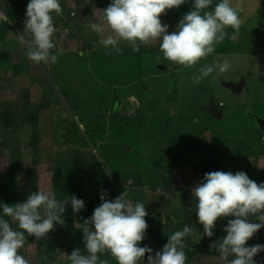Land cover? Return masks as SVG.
I'll use <instances>...</instances> for the list:
<instances>
[{
  "label": "rangeland",
  "instance_id": "rangeland-1",
  "mask_svg": "<svg viewBox=\"0 0 264 264\" xmlns=\"http://www.w3.org/2000/svg\"><path fill=\"white\" fill-rule=\"evenodd\" d=\"M13 1L1 0L0 21L8 20L5 10L11 7ZM20 1L24 3V11L18 20L19 25L11 23L12 31L6 43H0V52L11 54L10 60L0 61V92L3 100L1 107L3 111L13 110L16 113L15 119L22 113L32 112L35 104L44 102L46 91L51 89L55 93L47 109L38 114L37 125L25 124L17 131L19 145L11 141L0 148V176L10 170L14 162V152L21 164L17 178H26L31 170L27 177L28 187L20 191V201H25L38 189L56 196L54 185L59 182L56 168L63 172L71 161H78V168L73 179L67 174L63 175L60 182V191L63 194L59 199L69 198L67 184L76 181L70 187L80 188L85 202L98 200L101 191L106 188L104 180L101 182L97 178L99 162L110 175L112 186L119 183L131 188L133 196L144 200L152 208L155 204L153 194L156 193L153 192V187H160L152 174H161V171L155 165H147L139 187H133V182L127 180L131 173L129 171H135L138 161L143 162L152 157H158L162 165L172 162L182 148L194 144L204 136V129L208 128L210 131L216 129L219 132L217 140L220 145H225L222 142L225 138L244 141L246 149L257 153V165L260 168L264 166V138L261 142L257 138L263 133L257 118L264 120V40L259 44L256 41V45L245 47L243 51L233 54L214 52L192 67H183L167 60L159 48L160 41L156 40L141 45L146 52L142 57L141 67H138L136 57L117 60L114 55L116 52L106 54V50L99 43L101 37L86 28L90 21H97L102 17V9L108 7L111 0H60L62 14L52 13L54 24L59 25H55L57 27L52 37L56 48L51 50V54L57 55V61L54 64L50 61L37 64L28 59L27 45L20 43L18 39V34L24 31L26 5L29 0ZM218 2L219 0H213L212 5ZM263 2L231 0L240 16V25L264 32ZM191 7V0H188L179 8L167 10L166 14L161 15V22L168 24L171 32L186 14V9L191 10ZM105 28L107 29L106 25ZM23 35L25 39H29L27 33ZM234 41L237 42L236 35ZM126 45L127 42L120 43L121 51ZM223 61L230 64L226 72L214 71L199 84L194 82L193 77L199 74L200 67ZM166 68L168 72H165ZM242 80L246 85L241 94H234L224 86L225 83H238ZM212 100L218 107L222 106V119H214L207 113L206 109ZM74 104L78 105L77 111L73 108ZM139 110L147 117H157L164 110L167 111L165 120L150 126V133L143 137L139 135L138 129H131L128 136L123 138L111 139L108 133L103 139H99L96 133L87 134L85 126L79 123L82 117L96 120L101 113H106L107 128L113 126L111 123L114 116H117V125L125 126L132 117L138 116ZM61 120H65V124ZM70 121L79 127L80 135L74 134L75 142L67 145L62 135L66 123L69 125ZM34 133L38 134L36 143L33 142ZM14 145L16 149L12 150ZM203 148L207 149L206 142L203 143ZM233 149L231 156L239 154L235 146ZM126 150L129 155L124 153ZM203 150L201 153L199 149L195 150L197 156L194 160L202 159L200 162H205L200 163L199 168H192L194 163L174 168L176 195L166 194L167 203L174 201L190 204L193 201L191 189L202 181V176L209 168L206 162L211 160ZM226 156L231 158L227 153ZM108 160L117 165L116 172L121 171L116 179L111 176L114 174V165L108 163ZM254 160L222 158L219 166L224 172L235 174L240 171L239 165L249 161L254 163ZM182 182L187 183V187L182 188ZM177 187L179 188L176 190ZM156 194L162 196L163 192L157 191ZM98 201L102 202L101 199ZM16 203L19 202L11 205ZM65 207L69 209L70 202ZM163 207L159 206L158 211L163 208L162 216L165 217L166 203ZM155 213L156 211L152 216ZM85 226L86 224L78 223L74 218L66 230H57L54 227L47 235L48 241L54 240L52 247H49L47 241L43 242L45 253H42L38 239L32 236L29 240L25 234V243L18 250L19 254L29 264H70L67 254L84 242L79 237L83 238L82 229ZM159 232L164 233V230ZM148 237L151 239L150 235ZM152 247L153 256L162 249ZM211 247L216 250L215 245ZM78 249L81 250V246ZM218 255L219 253L214 257H202L200 254L195 261L198 260V264H221Z\"/></svg>",
  "mask_w": 264,
  "mask_h": 264
},
{
  "label": "clouds",
  "instance_id": "clouds-1",
  "mask_svg": "<svg viewBox=\"0 0 264 264\" xmlns=\"http://www.w3.org/2000/svg\"><path fill=\"white\" fill-rule=\"evenodd\" d=\"M186 2L188 0H111L109 6L102 9V17L90 21L86 28L101 37L99 43L106 54L120 53L121 42H127L132 52H138L140 45L159 40V48L167 60L192 67L215 52V46L225 39L226 28L238 31L241 19L231 0H219L211 11L206 9L213 0H191V10L183 15L175 30L169 32V25L161 22V15ZM52 13L62 14L60 0H29L26 5L24 31L18 34V39L27 45L28 59L37 64L57 61V55L51 54L56 48L52 39L56 28ZM24 33L29 39H25ZM229 68L228 61L203 65L193 77L194 82L199 84L214 71L224 73ZM191 193L197 200L198 222L208 238L214 236L218 218L234 217L223 228L226 235L222 242L214 244L219 259L227 264H257L254 257L264 252V244L246 245L264 228V182L257 184L244 171L235 174L214 171L205 173ZM106 195L102 190L101 204L85 220L82 231L86 254L74 249L67 254L70 264H107L98 255L106 251L117 264H138L146 253L147 264H186L185 238L190 236L191 227L185 225L169 235L167 243L153 256L151 247L140 246L148 228L145 204H133L126 192L111 200L106 199ZM69 202L74 214L85 208L84 200L75 194L60 200L39 189L21 203L10 205L0 201V264H29L18 251L25 243V233L38 239L53 231L55 224H61V214ZM5 217L16 221L19 230H14Z\"/></svg>",
  "mask_w": 264,
  "mask_h": 264
},
{
  "label": "trees",
  "instance_id": "trees-1",
  "mask_svg": "<svg viewBox=\"0 0 264 264\" xmlns=\"http://www.w3.org/2000/svg\"><path fill=\"white\" fill-rule=\"evenodd\" d=\"M264 1V0H263ZM216 4L211 5L206 11H211L214 9ZM0 7H1V0H0ZM262 8H264V2L262 3ZM24 11V3L21 2L20 0H14L11 4L10 8H7L5 10V14L8 18L7 20H2L0 23V43H5L8 35L12 31V26L11 23L15 25H19L18 20L22 17ZM189 9H186V13L189 12ZM70 20V19H69ZM57 25V24H55ZM226 35L225 39L218 45L215 46L216 50L215 52L218 54H233L237 53L240 51H243L245 47H251V45H256L254 42L258 43L264 40V32L260 31H254L250 30L248 28H245V26L240 25V28L238 31L233 30L231 27H228L225 29ZM236 35L237 42L234 41V37ZM146 50L144 47H141L140 45V50L138 52H132L131 47L129 45H126L120 53H115V58L117 60H121L126 57H136L138 59L137 66L141 67V61L143 55H145ZM10 53L9 52H1L0 54V61H6L10 60ZM19 67V66H18ZM17 67V68H18ZM168 72V69L166 68V71ZM175 93V92H172ZM171 93V95H172ZM54 91L50 89V91H46L44 94V102L37 103L33 106L32 112H25L20 114L19 116H16L18 118L14 119V116L16 113H13V110H6L3 111V107H1L2 104V97H1V92H0V140L2 142L0 145V148L5 144L9 142H13L15 144L19 145V138L16 135L17 131L20 130V128L25 125V124H30L32 126L37 125V119H38V114L41 113L43 110H46L48 105L52 102V97H53ZM70 98V97H69ZM117 101V100H116ZM77 104L73 105V108L75 111H77ZM117 106V102L115 104ZM167 110H164L163 114L157 117H150V116H145V114L142 113V110L138 111V116L132 117L128 123L124 126L117 125L116 118L117 116H114V121L111 123L113 125L110 128H107L105 126V120L107 119L106 113H101L96 120H91V119H86L85 117H82L81 120H79V123L85 126L86 133L91 134V133H96L99 139H103V136L106 134L110 133V138H115V137H125L126 135L128 136V133L131 129H138L140 131V136L147 135L149 132L150 126L161 123L163 120H165V114ZM13 115V116H12ZM68 120V118H67ZM61 122H64L65 120H61ZM60 122V123H61ZM214 130V129H213ZM79 127L73 122L70 121L69 125L65 126V132L62 135V138H64L66 141L67 145L73 144L75 142L74 140V134L77 136L80 135L78 133ZM213 134H212V133ZM206 134V136H205ZM218 135L219 132L216 131H210V129H204V136L196 140V142L193 144H188L186 147L182 148L181 151L177 154L175 160H173L170 163H167L165 165H162L158 157L146 159L143 162L138 161L137 166L135 171H129L130 176L127 178L128 181L133 182V187H139L142 182L143 178V173L146 172L147 165L149 166H154L161 171V174H152V177L155 179V181L158 183L160 187H153V192L160 191L163 192V195L157 196L156 193H154V206L152 208H149L147 204L145 203L144 200H140L139 197L133 196L132 194V189L128 188L126 186H123L122 184L117 183L116 186H112L110 182V175L103 169L102 165L99 164L98 168V175L97 178L98 180H104L103 183H105V191L107 193L106 199H114L123 192H126L127 199L130 200L133 204L136 202H142L145 204L146 210L148 212V215L145 217L148 228L146 231V238L144 241L140 243V246L147 245L153 249L152 246H155L156 248H161L163 247L164 244L167 243L168 241V236L174 233L175 231L182 230L185 225L189 226L192 228V224L194 223V217L190 213V208H186L185 206H181L178 202L170 201L169 203L166 202V194H171V195H176L175 194V184H174V179H173V170L175 167H180V166H187L188 164H193L192 168L197 169L200 165V163H205V162H200V160H194V157L197 156L195 155V150L202 152L203 148V143L206 142L207 149H204L203 151H206L207 155L211 158L209 162H206V164L209 166L207 168L206 173L214 172V171H223L221 170L219 166V161H221L222 158H227L230 160H235L239 158H242L244 160L246 159H255L254 163L252 161H249L247 164L243 163L239 165L240 171H244L250 179L255 181L257 184H260L264 182V166L260 168L257 163H256V156L257 153L251 151L250 149H246L247 145L244 144V141L240 140H231V139H223V143L225 145H220L218 142ZM38 134L34 133L33 136V142L36 143L38 138ZM258 140L261 142L264 138V132L261 133L258 137ZM208 141H207V140ZM222 143V144H223ZM234 146L235 149L238 151L239 154H236V156H231L234 151ZM16 145L12 147V150H15ZM125 154L129 155L130 153L126 150L124 152ZM229 154L231 158H228L226 156ZM231 153V154H230ZM14 162L11 164L10 170L2 174L0 176V201L6 203V204H12L13 202H24L20 201V191L23 189H26L28 187V176L31 174V170H29V174L26 176V178L23 179H18L17 178V172L21 168V164L19 163V158L18 155H15L14 152ZM158 158V159H157ZM199 159V158H198ZM142 161V160H141ZM180 162V163H178ZM77 162L71 161L68 163L66 168L63 170V172H59L58 168H56V172L59 176V182H57L54 185L55 192H56V198L59 199L63 194V192L60 191L61 189V181L63 180L62 177L64 174H67L70 176L72 179L74 177V174L76 173L75 171L78 168ZM108 163L112 164L111 160H108ZM250 163V164H249ZM212 164V165H209ZM117 170V165H114V174L111 176L113 178H117L119 173L121 172H116ZM239 171V170H238ZM237 172V171H236ZM204 176V175H203ZM93 181V180H92ZM72 182L75 183L76 181H70L68 190V195L69 198L75 194L77 198H81L84 200L83 197V192L80 188H71L70 185H72ZM174 190V191H172ZM67 196V194H66ZM100 200V198L98 199ZM97 199L91 200L89 202H85V208L84 210L80 211L79 213H73L72 208L70 207L69 209H66L64 213L61 214L62 219H61V224H55L54 227L62 230H66L67 226H71V223L74 221L78 223H83L85 224V220L91 217L94 209L98 207L101 203ZM166 203L167 206V211L164 213L165 217H163V206ZM197 200L194 197L193 202L191 203V206L196 208ZM162 206L158 211V207ZM156 211V213L152 216V213ZM6 220L9 221L11 227L14 230H19L17 227V222L11 220L9 217H5ZM231 218H220L218 220L217 226L214 228V235L218 237L219 239H222L225 235L226 232L223 230L224 226L227 224L228 220ZM159 232V231H163ZM150 232V234H148ZM195 229L193 228L191 231L190 236L186 237L185 242L187 243L184 247V252L186 255V264H193L192 263V258L196 255L197 250L194 247V244H191L193 236H194ZM80 233V232H78ZM27 234V233H25ZM48 235V234H47ZM45 235L44 237L38 238V243L40 248H42V253H45V244L43 242L47 241V244H50L49 247H52L54 240H47L48 237ZM150 235L151 239L148 237ZM263 236H256L254 238V243H261L264 244V234L261 233ZM32 236H28L27 238L31 240ZM82 236H80V239ZM81 253H85L84 249V242H81ZM78 246L77 248H79ZM57 247V246H56ZM194 247V248H192ZM51 250V248H50ZM100 255V259L104 260L107 262V264H117L115 258L109 253V252H104L103 254H98ZM147 258H148V253L145 254V257L142 261H139L138 264H147ZM232 259V257H229V261ZM191 261V262H190ZM221 264H227V262H222Z\"/></svg>",
  "mask_w": 264,
  "mask_h": 264
},
{
  "label": "crops",
  "instance_id": "crops-1",
  "mask_svg": "<svg viewBox=\"0 0 264 264\" xmlns=\"http://www.w3.org/2000/svg\"><path fill=\"white\" fill-rule=\"evenodd\" d=\"M63 4H64V6H66V3L65 2H63ZM67 7V6H66ZM23 16V15H22ZM2 21V20H1ZM1 21H0V23H1ZM8 21V20H7ZM58 27H59V25H57ZM56 26V27H57ZM7 41V40H6ZM6 41H5V43H6ZM5 43H3V45L5 44ZM0 51H2V48H0ZM1 53V52H0ZM250 164V163H249ZM182 167H185V166H180V167H175V169L176 168H182ZM199 168V167H198ZM203 177V176H202ZM184 185H182L181 184V187L183 188V186H184V188H185V186L187 187V183H185V182H182ZM174 184L176 185L177 183H176V181H175V178H174ZM179 187H177L176 188V190L178 189ZM191 196H192V198L194 199V195H192L191 194ZM192 199V200H193ZM193 201H191L190 202V204H185L184 202H181V203H179L181 206H185L186 208H190V213H191V215L194 217V220H193V222L194 223H191L192 224V228L191 229H195V232H194V236H193V239H192V242H191V244H194V247L196 248H194V247H192V248H194L195 250H197V253H196V255L192 258V263L193 264H198L197 262H198V260H196L195 261V259H196V257L198 256V255H202V257L203 256H205V255H207V256H209V257H214V256H216L217 254H218V252L216 251V250H212V245H214L215 243H220V242H222V239H219L218 237H216L215 235L212 237V238H208L206 235L204 236V232H203V226L198 222V218H197V215H196V208H194L193 206H191V203H192ZM220 218H231V219H234V217H220ZM220 218H218L217 219V221H216V226H217V224H218V220L220 219ZM255 222H259V221H255ZM215 226V227H216ZM213 232H214V229H213ZM261 233L262 234H264V228H262V229H260L257 233H255L254 235H253V237L251 238V239H249L248 240V242H247V245L246 246H253V245H255V244H261V243H254V238L256 237V236H258V235H260V236H263V235H261ZM185 240H186V238H185ZM187 243L185 242V245H186ZM203 244V245H202ZM161 248H163V247H161ZM160 248V249H161ZM254 260H256L257 261V263H259V264H264V252H260V253H258L257 254V256L256 257H254ZM190 261V262H191Z\"/></svg>",
  "mask_w": 264,
  "mask_h": 264
},
{
  "label": "water",
  "instance_id": "water-1",
  "mask_svg": "<svg viewBox=\"0 0 264 264\" xmlns=\"http://www.w3.org/2000/svg\"><path fill=\"white\" fill-rule=\"evenodd\" d=\"M163 70L165 67L162 68ZM245 81L242 80L241 82L238 83H225L224 86L225 88L229 89L231 92L234 94H241L242 91L245 88ZM207 113L214 119H222L223 118V110L216 105V103L212 100L206 109ZM257 123L261 130L264 132V120L257 118Z\"/></svg>",
  "mask_w": 264,
  "mask_h": 264
}]
</instances>
